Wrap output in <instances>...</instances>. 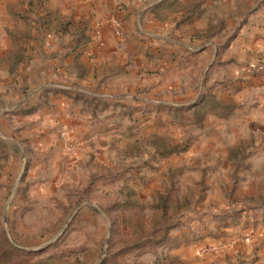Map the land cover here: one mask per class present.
<instances>
[{
  "label": "rangeland",
  "instance_id": "obj_1",
  "mask_svg": "<svg viewBox=\"0 0 264 264\" xmlns=\"http://www.w3.org/2000/svg\"><path fill=\"white\" fill-rule=\"evenodd\" d=\"M262 4L133 8L161 36L139 86L122 95L139 99L130 107L137 119L121 118L116 135L85 138L82 155L42 111L48 88L33 103L0 107V264H264L263 239L232 256L202 251L234 228L264 234V47L258 15L250 19ZM23 22L8 41L0 32V84L10 83L28 43L16 35L33 27ZM192 244L191 259L173 253Z\"/></svg>",
  "mask_w": 264,
  "mask_h": 264
},
{
  "label": "crops",
  "instance_id": "obj_2",
  "mask_svg": "<svg viewBox=\"0 0 264 264\" xmlns=\"http://www.w3.org/2000/svg\"><path fill=\"white\" fill-rule=\"evenodd\" d=\"M160 1L163 0H0V25L4 26L0 32L4 41L13 35L10 28L14 24L27 21L28 26H33L28 28L24 24L22 33L16 34L28 43L23 44L25 50L17 69L11 71L10 83L0 84V107L19 108L26 100L33 103L34 96L45 87L51 93L48 94L51 105L46 106L47 101L42 111L48 110V119L52 116L60 122L77 147L83 146L76 153L83 154L89 144L85 138L116 135L121 118L137 119L134 117L137 112L130 107H137L139 99L132 96L124 102L123 92L139 86V68L145 66L146 56L155 55V48L161 43V36L155 35V30L160 29L154 19L147 13L139 18L138 12L134 17L131 10L143 8L145 3L149 8ZM257 15L255 29L264 47V4L250 19L254 20ZM111 19L119 24L118 34ZM8 24L9 32L6 31ZM134 24H138L142 35L135 31ZM181 46L178 43L180 52L185 50ZM165 51L172 50L165 48ZM261 239L264 240V234L258 231L234 228L231 233L215 238L213 244L202 245H214L219 252L226 250L232 256L237 248L241 252L250 251L252 244ZM196 249L197 245L192 244L173 253L188 260ZM261 256H264L262 251ZM223 260L218 261L221 264ZM227 260L235 264L234 258Z\"/></svg>",
  "mask_w": 264,
  "mask_h": 264
},
{
  "label": "built area",
  "instance_id": "obj_3",
  "mask_svg": "<svg viewBox=\"0 0 264 264\" xmlns=\"http://www.w3.org/2000/svg\"><path fill=\"white\" fill-rule=\"evenodd\" d=\"M112 21V20H111ZM94 35L97 36V31L95 30ZM216 247L214 245L205 246L202 248V251L205 249L214 250Z\"/></svg>",
  "mask_w": 264,
  "mask_h": 264
}]
</instances>
